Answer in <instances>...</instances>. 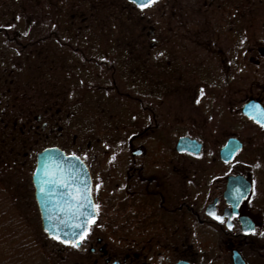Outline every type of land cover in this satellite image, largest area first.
Instances as JSON below:
<instances>
[{"label":"flooded vegetation","instance_id":"af4514ba","mask_svg":"<svg viewBox=\"0 0 264 264\" xmlns=\"http://www.w3.org/2000/svg\"><path fill=\"white\" fill-rule=\"evenodd\" d=\"M206 1V5L213 7L215 11H222V2L227 0ZM256 1L258 13L255 16L261 17L264 14L259 13L264 12V0ZM54 2V0H47V3L43 1L44 4L41 3L40 6L35 4L41 7L38 12L26 14L20 19V22H27L25 25L31 29L32 26L37 27L35 31L38 33L33 41L23 44L18 41L15 34L4 30L2 35L4 40L1 43H6L9 50L6 51L4 44V47L0 46V53H3L2 48H4L5 53L13 51L18 57L21 54L20 51L26 48L27 52V45H32L35 55V62L32 63L35 66L33 71L36 80L46 83L47 88L41 90L46 93V95L43 94L44 102L49 104L41 106L34 116L35 130L32 133L39 137L40 147L35 152L32 171L36 166L37 153L50 147H58L69 155L75 154L89 171L90 194L94 203L95 217L90 221L80 247L88 246L89 256L94 257L93 262L100 261L103 264H136L146 246L149 254L154 258L152 262L143 264H158L156 258L158 262L161 261L165 252L173 255L169 264H176L179 260L199 264L195 252L186 254L182 249L184 246L197 244L210 246L209 249L207 248L209 264H233L231 258L233 249L238 250L244 258V264H264V235H260L264 233V126L260 121L242 112L243 105L249 100L258 102L264 110V29L258 35L250 34L246 28L244 29V13L240 28L239 25L227 20L220 22L216 30L215 23L210 24L209 29L206 30L207 21H199L203 37L207 36L205 38L212 44L211 53L214 54V63L216 64L218 60L220 67L224 69H219L222 77L214 76L210 79L214 89L216 90L215 87L218 84L221 86L218 89L223 90L224 93L216 91V94L221 97L219 101L205 102L210 107L208 116L214 117L212 125L208 127H211L207 132L210 134L209 137L204 132L201 133L197 126H187L178 117L168 120V118H174L167 114L163 102L170 91L171 84L168 78L180 76L179 65L172 62L175 57L170 47L164 46L157 55L150 56L157 57V61L145 62L142 65L133 63V46H129L127 52L122 53L125 62L121 69L124 75L140 76L129 78V85L135 88L134 92H137L136 110L130 113L124 112L121 116L117 115V118L114 117L111 122L112 125H107L111 132H114L112 129L119 131V136L111 132L112 137L107 135L109 146H106L108 141H105L106 136L103 135L99 139L101 143L86 142L77 146L73 152L66 148L64 135L59 136L57 142L48 145H44L48 142L41 141L42 137L38 136V134L46 133L50 137L56 126L58 131L62 130L61 125H58L62 117L56 118V114L62 110L53 101L58 96H52L54 92L52 80L60 77V80L68 82L69 76H72L80 63L73 61L76 65L72 64L71 59H77L79 53L83 52L72 47L70 30L57 32L56 14L53 12L56 9ZM17 4L20 5V3ZM69 16L70 19L74 17L73 14ZM9 17L11 19H6L7 22L13 24L16 15L13 13ZM247 22L249 23V20ZM222 26H226V29L221 30ZM64 34L63 41L61 38ZM153 34V27H149L147 35L153 38ZM17 41L19 45L16 44ZM164 41L166 42L165 39ZM155 48L154 42H150L147 54H151ZM116 51L111 52L109 49L98 51L106 58H99L100 61L96 63H93L96 58L87 53L84 59L86 62L91 61L89 64L95 65V68L100 67L102 72L104 71L101 75L115 79L116 63L109 58L119 59V53L122 50L116 49ZM111 53H114V57L110 55ZM14 54L11 62L5 65H17L16 73L9 74L5 79L9 84L14 83V78L19 79L17 76L23 72L21 62L16 63L13 60ZM27 60L31 62L30 60L33 59H25ZM243 61L244 67L256 66V69L260 71L258 77L245 80L242 84H233L230 81L231 74L228 77L230 73L228 71L231 68L240 70ZM206 66L203 62H199L193 64L191 69L195 68V73L197 72L201 78V70H206ZM5 69L2 68V72ZM10 69L13 72L16 67ZM244 70L245 68L242 69V73ZM148 73L152 74L150 78ZM180 81L175 80V83L181 84ZM238 85L239 87H233ZM63 86L64 84L60 89ZM68 88L65 86L64 91L68 92ZM240 90L247 92L243 94L244 101H241L238 110L229 111L228 116L231 117L234 112L239 113V117L244 122L243 136L241 133L233 132L232 120H229L226 125L222 120L219 121L221 105L218 104L222 99L231 97L233 92L236 94ZM7 91L10 89L8 88ZM3 96L5 94H0V101ZM194 101H198L197 104L201 103V99L195 98ZM249 112L260 116L258 110ZM195 113L203 115L200 110H196ZM0 115L3 114L0 112ZM63 118L68 121L69 112L64 113ZM19 128L21 132L26 133L23 124ZM30 131L29 126L27 132ZM249 131L254 132L247 136ZM125 132L129 134L125 136ZM231 137L238 138L242 147L230 160L225 161L220 157L219 151ZM182 138L199 142L200 152L195 154L191 151L179 150L178 145ZM209 139L211 142H208ZM209 144L212 145L214 152L207 153ZM240 153H244V158L241 160L238 159ZM25 155H27L26 152ZM238 164H240V170L234 167ZM237 174L244 176L249 189L238 204V213L235 214L224 192L227 189L228 178ZM210 204H213V213L223 218V223L207 214ZM241 215L250 218L253 225L251 230H246L248 226L246 227L244 223L243 231L239 219ZM229 222H231V228L228 227ZM108 244L117 248L110 247L109 251ZM136 246L141 249H135ZM121 247L125 249L122 251Z\"/></svg>","mask_w":264,"mask_h":264},{"label":"rangeland","instance_id":"374dc122","mask_svg":"<svg viewBox=\"0 0 264 264\" xmlns=\"http://www.w3.org/2000/svg\"><path fill=\"white\" fill-rule=\"evenodd\" d=\"M43 1L47 3V0H0L1 47H4L5 44L6 51L9 50L6 43H1L4 40L2 38L4 30L15 34L19 39L18 41L23 44L30 40L33 41L38 33L35 31L37 27L32 26L31 29L25 25L27 22H20V19L26 14L37 13L41 7L35 6V4L41 5ZM54 1L56 9L53 12L56 14L57 32L60 33L62 30L69 32L70 30L72 47L83 52L79 53L77 59H71L72 64L77 61L80 63L77 70L72 73V76H69L68 82L60 80V77L52 80L54 90L52 96H58L53 101L62 110L56 114V118L62 117V120L58 122L62 130L58 131L56 126L53 135L50 137L46 133L38 134V136L42 137L41 141L44 142L46 140L48 142L44 145H48L57 142L59 140L58 137H63L64 135L65 144H67L66 148L73 152H75L77 146L86 142H91L92 144L101 143L99 139L103 135L106 136L105 141H108L106 146H109L108 136L112 137V134L119 136L118 129H112L114 132H111L108 128V126L112 125L111 122L114 117L117 118V115H124V112L130 113L134 109L136 110L137 92H134L133 89L135 88L129 85V78L140 76L137 74L124 75L125 73L123 72L122 74L123 70L121 69L123 62H125L122 53L123 51L127 52L129 46H133V63L142 65L145 62L152 63L157 61V57L154 56L152 58L150 56L152 54L157 55V52L164 46L170 47L175 57L172 62L179 65L180 76L177 77L178 79L168 78L171 84L169 86L170 91L163 102L166 106L167 114L174 117L168 118V120L178 117L187 126H197L201 133L204 132L209 137L210 134L207 132L210 131L211 127H208L212 125L214 117L208 116L207 113L210 111V107L205 102L212 103L213 100V103H215L219 101L221 97L216 94V91L224 93L223 90L218 89L221 86L217 84L215 90L210 83L212 77H222L219 69L223 68L220 67L218 60H216V64H219L218 66L214 63V54L211 53L213 50L212 44L205 38L207 36L203 37L199 21H207L208 27L206 30L213 23L216 25L214 28L216 30L219 28L217 25L220 22L227 20L239 25L240 28L242 14L244 13V29L246 28L250 34L258 35L264 29V15L261 17L255 16L258 13L256 0H227L222 2V11H215L213 7L206 5V0H171L169 2L155 0V3L145 7L143 10L127 0ZM9 3H12V5H9ZM17 3H20V5ZM13 13L16 18H12L16 20L12 24V22H7L8 20L6 19L10 20L11 17L9 15L11 16ZM70 14L74 15L71 19L70 16L68 17ZM259 14H264V12L261 11ZM248 20L249 23L247 22ZM15 24L17 25L16 29ZM149 27H153V38L147 35ZM224 29H226V26L221 27V30ZM227 29L229 30V27ZM25 33L27 34L25 35ZM64 37L65 34L61 38L63 41L65 40ZM18 41L16 44H18ZM150 42H154L156 48L151 51V54H147ZM31 46L27 45V52L25 51L26 48L23 49L18 57L13 51L12 53H5L4 48H2L3 53H0V94H5L0 101V112L4 116L0 115V177L3 182V188H5V194L12 198L15 207L25 217L32 229L38 230L39 228L41 229L40 218L32 193L30 176L33 170L35 152L40 147V140L32 131L35 130L34 116L41 106L48 105L49 102H44L46 93L41 90L47 88L46 83L36 80L33 71L35 66L32 62H35V55ZM103 49H109L111 52H115L116 49L122 50L119 53V59L109 58L116 63L115 79L101 75L104 71L102 72L100 67L95 68V65L89 64L91 61L87 60L86 62L84 59L86 53L96 58L93 63L100 61L99 58H106L105 55L98 52ZM13 54L15 55L13 60L16 63L21 62L23 72L17 76L19 79L14 78V83L9 84L5 79H7L9 74L16 73L17 65H5L11 62ZM110 55L114 57V53ZM30 58L33 59L30 60L31 62L25 61V59ZM73 61L76 62L74 63ZM199 62H203L204 66L207 65L205 67L207 68L206 70H201V78L197 72L195 73V68L191 69L193 64ZM13 67H16V70L12 72L10 68ZM240 67V70L235 68L227 70L230 72L228 77L231 74L230 81L233 84H242L245 80L257 78L260 72L254 65L244 67V61ZM2 68L6 69L2 72ZM243 68L245 70L242 73ZM8 69H10V72H8ZM97 72L99 73L98 75ZM147 75L150 78L152 74L148 73ZM143 77L145 78V74H143ZM175 80H181V84H176ZM62 84L64 86L60 89ZM65 86L69 87L68 92L64 91ZM233 87H239V85ZM8 88L10 91H7ZM241 90L236 94L233 92L231 97L222 99L218 105H221L219 108L221 112L219 121L222 120L226 125L229 120H232L233 132L241 133L243 136L244 122L239 117V113L234 112L231 117L228 116L229 111L238 110L242 103L241 101H244L243 94L245 92H241ZM202 92L203 94H201ZM143 97L146 98V96ZM195 98L201 99V103L197 104L194 101ZM108 99H113L114 101L110 102ZM179 104L180 106H178ZM178 107L179 109L177 110ZM196 110L202 111L203 115L197 114L199 115L197 116ZM68 112L69 118L66 121L63 117L64 113ZM4 124H6L5 127ZM22 124L24 125L23 129L26 131V142L22 140L19 134V127ZM29 126L31 131L27 132ZM253 132L249 131L247 136L252 135ZM128 134L127 132L124 133L125 136ZM208 142H211L210 139ZM209 146L208 148L207 145V153L210 151L214 152L212 145L209 144ZM25 152L27 155H25ZM243 158L244 153H240L238 159L241 160ZM234 167L237 170L241 169L240 164ZM35 234L37 235L36 232ZM54 240L55 242L50 241L49 245H46L47 250H58L62 255L65 256L67 254L68 257L74 258L79 262H82V260L87 261L88 258L91 264L94 263V257L89 256L88 246L70 250L71 245L61 243L57 239ZM112 246L108 244L107 248L109 251ZM112 248L116 249L117 247ZM121 248L122 251L125 249V247ZM207 248H210L208 244H201V246L197 244L184 246L182 249H184L186 254L195 252L199 264H209V250ZM135 249L140 250L141 248L136 246ZM140 258L136 264L152 262L154 256L149 254L146 246ZM172 258V253L165 252L161 261L158 262V258H156V262L158 264L168 262L167 264H169ZM97 263L103 264L100 261Z\"/></svg>","mask_w":264,"mask_h":264},{"label":"water","instance_id":"95a60500","mask_svg":"<svg viewBox=\"0 0 264 264\" xmlns=\"http://www.w3.org/2000/svg\"><path fill=\"white\" fill-rule=\"evenodd\" d=\"M132 1V0H129ZM137 5V4H136ZM258 110V114H252L249 111ZM242 112L249 115L251 118L257 121L264 120V110L262 106L255 100H249L242 107ZM242 147L241 141L236 137H231L220 149V157L228 161L233 155ZM201 144L195 140L182 138L179 141L178 149L191 151L195 154L200 152ZM48 173L46 176L45 173ZM73 177L76 178L73 182ZM53 179V183L45 185V192L40 191V185L45 179ZM31 180L34 186V198L37 203L41 228L47 236L53 237L54 233H60L61 238L69 240L78 239L79 236H83L88 229L89 223L95 217L94 203L90 194L91 190V178L86 165L76 155L65 154L63 150L58 147L46 148L36 155V166L31 175ZM245 181V184H244ZM62 183L71 184V188L62 187ZM87 186L88 198L91 201V205L87 208H82L84 212L83 220L73 219L70 214L62 209H66V202L68 201L67 193L75 188H83ZM249 184L242 174L230 176L228 178L227 189L224 192V196L231 203L233 212L238 213L237 206L244 198V194L248 192ZM213 213V204L208 207L207 214ZM211 216V215H210ZM240 222L244 231V223L246 230L252 229V221L250 218L244 215L240 216ZM61 221L65 223L57 228L56 225ZM82 223L83 230L75 229L73 224ZM231 222L228 223V227ZM45 229H48L46 231ZM68 232V236L64 237L62 234ZM77 235H73V234ZM231 258L233 264H244V259L238 250L233 249L231 252ZM176 264H192L187 260H179Z\"/></svg>","mask_w":264,"mask_h":264},{"label":"trees","instance_id":"16d2710c","mask_svg":"<svg viewBox=\"0 0 264 264\" xmlns=\"http://www.w3.org/2000/svg\"><path fill=\"white\" fill-rule=\"evenodd\" d=\"M19 134L26 142V134L21 131ZM50 241L55 242L40 228L32 229L27 223L12 198L5 194L0 177V264H91L88 258L87 261L79 262L67 254L62 255L58 250H47L46 245H49ZM77 248L81 249L71 246L70 250Z\"/></svg>","mask_w":264,"mask_h":264},{"label":"snow or ice","instance_id":"6c2138e0","mask_svg":"<svg viewBox=\"0 0 264 264\" xmlns=\"http://www.w3.org/2000/svg\"><path fill=\"white\" fill-rule=\"evenodd\" d=\"M132 3L137 4V6L140 7L141 10H143L145 7L151 6L153 3H155V0H132ZM26 34L27 33H25V35ZM241 43H243V41H241ZM201 94H203V92ZM261 123H262V126H264V121H261ZM45 175L47 176L48 173L46 172ZM75 180H76V178L73 177V182H75ZM51 183H53V179H51V178L43 180V182L40 185V191L42 193L45 192V185H48ZM61 186L71 188V184H69V183H62ZM97 187H99V186H97ZM88 191H89V189L87 188L86 185L83 188L77 187L74 190L69 191L66 194L68 197V201L66 202V209H62V211H66L68 214H70L72 216L73 219H79L82 221L83 217H84V212H82L81 209L87 208L91 205V201L88 198ZM209 215L213 216L214 219L219 220L221 223L224 222L222 217L215 215L212 212H210ZM64 223H65L64 221H61V223L57 224L56 227L60 228L61 225ZM72 227L75 229L83 230V224L82 223L73 224ZM231 227H232V225L229 224V228H231ZM45 230L48 231V229H45ZM249 230H251V229H249ZM62 235L64 237H67L68 232H64ZM73 235H77V234L74 233ZM260 235H264V233H260ZM53 238L59 240L61 243L71 244L72 247H79L80 241L84 237L79 236L78 239L69 240L66 238L62 239L60 233H54Z\"/></svg>","mask_w":264,"mask_h":264}]
</instances>
